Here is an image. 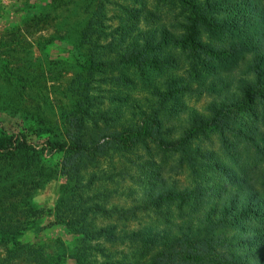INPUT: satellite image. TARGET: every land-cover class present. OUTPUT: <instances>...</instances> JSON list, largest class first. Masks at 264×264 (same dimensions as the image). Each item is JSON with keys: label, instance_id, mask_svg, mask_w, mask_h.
Segmentation results:
<instances>
[{"label": "rangeland", "instance_id": "obj_1", "mask_svg": "<svg viewBox=\"0 0 264 264\" xmlns=\"http://www.w3.org/2000/svg\"><path fill=\"white\" fill-rule=\"evenodd\" d=\"M101 2L105 36L96 38L100 59L93 67L82 37ZM195 2H217L214 18L229 25L216 35L198 29L195 36L215 53L193 67L187 13L175 0H0V264H76L80 258L151 264L175 236L200 233L205 216L235 188L233 181L264 167L256 149L264 148V106L258 102L237 115L249 140L228 147L234 158L218 130L192 138L189 146L199 153L193 164L145 137L131 147L114 139L140 124L169 86L179 91L159 114L166 142L207 116L211 102L240 91L245 64L264 44V0ZM144 50L157 65L122 63L133 53L142 58ZM77 78L90 86L92 118L81 140L103 146L104 153L83 157L79 179L69 181L62 173L67 155L51 152L46 141L67 142L66 115L79 112L83 99L70 90ZM200 88L213 92H194ZM23 135L30 149L6 160L7 144ZM162 188L179 197L160 200ZM63 200L71 201L70 212ZM83 212L89 233L81 224L68 226ZM16 252L23 256L14 258Z\"/></svg>", "mask_w": 264, "mask_h": 264}, {"label": "trees", "instance_id": "obj_2", "mask_svg": "<svg viewBox=\"0 0 264 264\" xmlns=\"http://www.w3.org/2000/svg\"><path fill=\"white\" fill-rule=\"evenodd\" d=\"M102 1V0H97ZM186 12V27L188 31L187 43L190 47V62L193 67L200 64L202 56L213 55L212 48L204 46L199 38L195 36L199 28H202L210 35H216L228 27L224 20L214 18L217 15L219 4L195 2V0H175ZM102 2L89 20L82 37V43L90 47L88 64L95 67L97 60L100 59L98 49L100 46L96 43L97 39L104 37L102 31L103 7ZM97 38V39H96ZM147 52H141L143 56ZM234 53L231 52V54ZM123 64H130L135 67L147 66L149 64L157 65L156 61L148 60L145 56L139 58L136 53L125 56ZM92 70V69H91ZM246 77L241 81V89L237 93L227 96L220 102H211L208 105L207 116L199 115L192 121L189 128L180 138L172 142H166L160 130L159 114L164 111V103L179 90L169 86L166 92L160 97V102L152 108L151 112L144 114L141 123L134 125L122 134H118L115 141L122 143L125 147H131L139 139L145 137L163 148L172 149L182 159L193 164L195 158H199V153L189 146L192 138L198 133H206L210 130H218L219 137L224 149L228 155L234 158L228 147L234 146L237 149L240 143L249 140L237 124V115L240 113L251 112V107L257 102L264 106V44L256 48L252 58L245 64ZM88 82L77 78L70 86V90L79 98L83 99L77 102L79 112L66 115L68 124L67 142L46 141L51 152L65 153L66 160L63 163L62 173L69 181L79 179L82 167L81 159L97 153H104L103 146L98 148L90 147L81 140V130L88 118H92L88 113L89 103ZM182 90V89H181ZM180 90V91H181ZM186 92H193L189 88ZM196 93H209L213 91L197 89ZM17 141L9 142L6 146L4 157L6 160L13 161L16 155L22 151L27 152L30 149L26 135ZM251 140L255 139L250 136ZM258 153L264 158V148L257 146ZM18 157V156H17ZM12 163V162H11ZM13 167V164H11ZM227 170V168H225ZM221 168V171H225ZM229 181L230 174L227 175ZM235 188L226 194L221 206L215 205L211 212L205 216L201 222L200 233L193 236H175L167 248L157 253L151 264H264V167L255 169L253 172L240 175L233 181ZM160 200L176 199L179 192L162 188L159 195ZM70 200H63L61 207L68 212ZM156 203L151 202V206ZM65 210V211H66ZM117 215H121L113 211ZM216 218H213V215ZM78 216L72 222L68 223L70 228L81 224V230L89 233L85 216ZM63 223L62 220H59ZM113 239V236H109ZM22 253L16 252L14 258H21ZM76 264H88L81 258L76 260Z\"/></svg>", "mask_w": 264, "mask_h": 264}]
</instances>
